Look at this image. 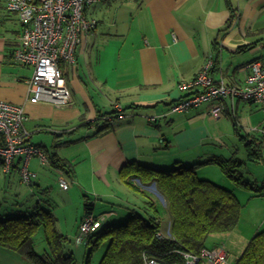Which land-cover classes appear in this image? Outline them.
<instances>
[{
  "label": "crops",
  "instance_id": "crops-1",
  "mask_svg": "<svg viewBox=\"0 0 264 264\" xmlns=\"http://www.w3.org/2000/svg\"><path fill=\"white\" fill-rule=\"evenodd\" d=\"M230 4L237 16L228 28ZM85 11L98 24L90 33H82L75 61L61 62L72 101L58 107L29 100L27 80L33 68L18 64L13 57L23 23L0 0V99L25 107L29 115L25 126L31 135H54L46 143L42 139L34 142L31 136V142L48 156L56 152L70 161L76 175L81 172V162L90 160L91 177L107 182L110 174H120L131 162L168 169L175 163L194 165L214 158L213 144L224 135L217 134V122L233 117L229 109L224 119L216 121L206 104L182 112H171L170 105L187 94L178 89V83L195 78L209 58L216 63L211 71L216 80L224 78L235 85L244 82L250 73L248 64L264 55L239 65L236 53L241 46H256L257 34L264 29V0H98ZM252 32L256 33L254 41H250ZM228 54L231 60L226 68ZM236 100H227L226 104L236 105ZM116 103L127 110L109 129L97 134L95 126L85 125L100 113L112 112ZM151 115L157 120L151 121ZM256 120L260 123L254 128L264 129L261 116ZM67 148L68 153H64ZM33 160L39 163L36 157ZM57 170L60 175L65 173ZM33 171L38 174V169ZM250 197V211L257 213L256 218L249 221L244 212L234 231L215 233L206 242L207 247L225 246L229 252L227 264H236L264 226V195L252 193ZM109 212L110 218L119 216L118 211ZM163 231L170 232L169 216L164 219ZM0 264L34 263L0 247Z\"/></svg>",
  "mask_w": 264,
  "mask_h": 264
},
{
  "label": "trees",
  "instance_id": "trees-1",
  "mask_svg": "<svg viewBox=\"0 0 264 264\" xmlns=\"http://www.w3.org/2000/svg\"><path fill=\"white\" fill-rule=\"evenodd\" d=\"M229 6L231 15L227 24L228 28L237 16L236 9L232 8L231 4ZM22 23L24 27L25 24ZM95 28L86 33H90ZM253 47L254 45L241 46L239 51L250 50ZM13 57L18 64L28 66L15 59V51ZM260 108L263 110L261 106ZM228 109L231 116H234L233 107L230 109L227 105L225 113ZM126 110L127 108H123L122 112ZM120 113L121 111L116 108L109 113H100L95 121H87L85 125L95 126L97 134H100L113 125L114 120L120 117ZM262 130L259 131L264 133ZM252 154L253 151L250 152L251 157H253ZM48 157L54 168L62 172L75 173L74 164L58 153H50ZM212 163L218 164L238 187H247L253 195H264V185L258 186L242 178L241 171L238 169L241 162L234 158L214 156L201 164L185 166L175 163L168 169L131 162L122 168L120 175L126 185L148 200L141 207L129 208L128 219L119 225L106 223L108 217L110 218V212H108L109 215L100 227L83 238L82 242L90 248V255L103 244H107L99 264H148L151 258L166 264H183L184 258L180 251L200 253L204 248H212L206 245L209 236L234 231L240 223L245 206L233 191L213 181L201 179L197 175L199 165ZM18 165L17 161L11 172H16ZM0 167L3 171L1 163ZM136 179L145 185L155 184L165 199V206L160 208L153 199H150L151 194L149 195L142 185H138ZM29 187L32 192L39 190L33 193L34 196L39 193L50 196L49 188L41 187L36 182ZM39 199L41 196L37 197V202L33 205L28 203L20 205L13 215L2 211L3 206L0 202V247L21 254L34 264H78L74 252L68 251L70 238L56 229V218L48 208L49 199L38 201ZM94 206L93 203L86 201L85 215L81 223L87 214L95 215ZM166 216L170 218L168 233L163 231ZM41 228L44 230L47 248L39 252L35 246V237ZM158 233L161 236H158ZM90 261L91 258L88 257L87 264H91ZM236 264H264V228L253 236Z\"/></svg>",
  "mask_w": 264,
  "mask_h": 264
},
{
  "label": "built area",
  "instance_id": "built-area-1",
  "mask_svg": "<svg viewBox=\"0 0 264 264\" xmlns=\"http://www.w3.org/2000/svg\"><path fill=\"white\" fill-rule=\"evenodd\" d=\"M10 10L18 13L24 22L23 34L15 50V59L21 64L31 66L33 74L28 80L29 100L33 103L49 102L62 107L71 103L72 97L67 78L64 76L61 61H75V51L81 35L95 28L96 18L86 14V8L98 0H3ZM213 58H209L195 78L178 83V89L187 94L171 104L172 112H182L206 104L215 118L224 116L227 100L241 99L259 104L264 111V56L252 61L247 68L250 73L240 85L229 84L224 78L216 80L212 76ZM234 111V103L232 104ZM115 108L121 111V104ZM29 115L25 107L0 99V163L3 171L10 173L17 161L21 182L31 186L36 182L37 172L31 168L33 158L40 165L49 162L43 148L31 142V133L25 123ZM156 121V116H150ZM256 129V128H255ZM258 130V129H256ZM264 132V130H262ZM59 184L68 190L69 183L60 175ZM105 214L96 217L87 214L80 225L79 240L95 231L106 219ZM158 236H161L158 233ZM183 264H227L229 253L225 246L204 248L200 253L180 251ZM148 264H166L155 258Z\"/></svg>",
  "mask_w": 264,
  "mask_h": 264
},
{
  "label": "rangeland",
  "instance_id": "rangeland-1",
  "mask_svg": "<svg viewBox=\"0 0 264 264\" xmlns=\"http://www.w3.org/2000/svg\"><path fill=\"white\" fill-rule=\"evenodd\" d=\"M22 34L23 32L21 33V36ZM255 34L253 32L250 34V41L255 40ZM257 35L258 42L253 49L238 51V53H236V56L239 57L237 61H241L239 65L250 63L252 60L264 55V29L260 30ZM230 55L231 54L227 55L228 58L224 63L226 68L230 67ZM230 107L232 109L231 105H229V108ZM259 107L260 106L256 103H248L243 100L238 102L237 99L236 105H234L233 117H230L229 115L225 122L220 121L224 119V116L219 119L213 117L216 121H220L217 122L219 125H217V128L215 129L217 134L224 133V135H221V138L217 139L213 145L216 156L226 159L234 158L241 162L238 169L241 171L242 178L245 181L254 183L258 186H263L264 135L259 130H254V127L260 123L256 122L258 121L256 119L261 116V121L264 120V112ZM260 109L263 113H261ZM123 114H125V112ZM253 121H255V123ZM220 127L222 130L218 129ZM32 136L34 137V140H32L34 142L37 141V139H42L44 141L46 139L49 141L54 139V135H50L48 132L34 133ZM48 145L50 147V143ZM209 145L210 144H208V146ZM252 151L253 157L250 155V152ZM63 152L68 153V148ZM205 161H198V163L201 164ZM189 165L186 164L185 166ZM80 167L81 172L79 175H76V173L75 175L67 172L63 173L70 187L69 190H64L59 184L60 174L56 168H53L49 162L45 165L39 166V163L36 160H33L31 168L38 169V177L36 181L41 187L49 188L50 196H43L41 193L34 196L33 193H36L39 190L34 192L30 191L31 187L26 186L21 182L17 172H14L13 176L7 177V174L0 168V202L3 206L2 211L10 212L13 215L15 209H18L20 205H24L25 203L33 205L37 202V197L39 196H41L42 200L39 199L38 201L49 199L50 205H48V208H50L56 218L57 231L68 236L71 240L68 243V251L72 250L74 252L78 264H87L88 257L91 258V264H99L106 251L107 244H103L90 255V248L85 242H82L83 240L81 241L78 238L80 235L81 220L85 215L86 201L95 205L93 213L97 217H101L109 211H113L114 213L118 211L119 216L108 217L106 223L119 225L128 219L130 215L129 208L135 206L141 207L145 204V201L148 200V198L126 185L120 174H110L109 182L105 179L91 177L90 160H83ZM197 173L201 179L204 178L213 181L216 184L233 191L239 200L245 205L242 210V215L245 212V219L253 221L256 218L257 213L255 211H250L253 207V202L249 203L251 198L250 195L252 194L251 190L247 189V187H238L232 179L223 172L218 164L212 163L208 165H199ZM80 178L81 181L79 182L78 179ZM135 181L138 185H142L149 195L151 194L150 199H153L160 208L165 206V199L157 190L155 184L145 185L138 179ZM244 226H247V223H245ZM263 228L264 226H262L261 229ZM44 236V230L41 228L35 237V246L39 252H42L47 248Z\"/></svg>",
  "mask_w": 264,
  "mask_h": 264
}]
</instances>
